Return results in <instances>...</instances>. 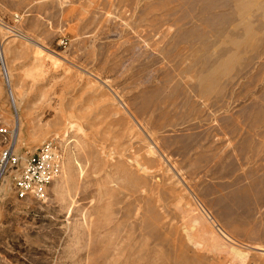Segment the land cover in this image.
<instances>
[{"label": "rangeland", "instance_id": "rangeland-1", "mask_svg": "<svg viewBox=\"0 0 264 264\" xmlns=\"http://www.w3.org/2000/svg\"><path fill=\"white\" fill-rule=\"evenodd\" d=\"M0 20L25 36L0 148L62 156L41 200L0 185V264H264V0H0Z\"/></svg>", "mask_w": 264, "mask_h": 264}, {"label": "built area", "instance_id": "built-area-1", "mask_svg": "<svg viewBox=\"0 0 264 264\" xmlns=\"http://www.w3.org/2000/svg\"><path fill=\"white\" fill-rule=\"evenodd\" d=\"M10 38L24 39L14 28L0 20V77L10 92V78L4 56L5 42ZM5 133V130H0ZM62 156L51 142H46L34 152H16L11 143L0 148V185L9 181L13 195L18 200H41L46 187L60 174Z\"/></svg>", "mask_w": 264, "mask_h": 264}, {"label": "bare ground", "instance_id": "bare-ground-1", "mask_svg": "<svg viewBox=\"0 0 264 264\" xmlns=\"http://www.w3.org/2000/svg\"><path fill=\"white\" fill-rule=\"evenodd\" d=\"M35 45V44H34ZM36 48H38L39 50H42V48L40 46H37ZM7 65V64H6ZM11 83V82H10ZM226 237V236H225ZM258 251L264 252V248H258Z\"/></svg>", "mask_w": 264, "mask_h": 264}]
</instances>
